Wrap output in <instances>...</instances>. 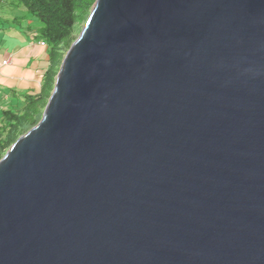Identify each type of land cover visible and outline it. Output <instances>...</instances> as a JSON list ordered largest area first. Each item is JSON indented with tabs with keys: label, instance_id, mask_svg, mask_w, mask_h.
<instances>
[{
	"label": "water",
	"instance_id": "95a60500",
	"mask_svg": "<svg viewBox=\"0 0 264 264\" xmlns=\"http://www.w3.org/2000/svg\"><path fill=\"white\" fill-rule=\"evenodd\" d=\"M0 264H264V0H95L0 157Z\"/></svg>",
	"mask_w": 264,
	"mask_h": 264
},
{
	"label": "trees",
	"instance_id": "16d2710c",
	"mask_svg": "<svg viewBox=\"0 0 264 264\" xmlns=\"http://www.w3.org/2000/svg\"><path fill=\"white\" fill-rule=\"evenodd\" d=\"M94 1L5 0L12 7L22 6L27 14L35 17L36 25L31 28L33 37L43 40L48 46V60L41 72L39 90L23 92L20 107H7L0 111V157L20 134L40 119L64 52L75 39L74 26L87 18ZM12 20L17 21L16 16L10 22Z\"/></svg>",
	"mask_w": 264,
	"mask_h": 264
},
{
	"label": "crops",
	"instance_id": "0c3cea01",
	"mask_svg": "<svg viewBox=\"0 0 264 264\" xmlns=\"http://www.w3.org/2000/svg\"><path fill=\"white\" fill-rule=\"evenodd\" d=\"M29 29V32H23L21 29L0 28V61L9 60L0 67V111L7 107H20L23 102L18 97L23 92L39 90L41 72L48 60V48L39 45L38 39L33 37V30Z\"/></svg>",
	"mask_w": 264,
	"mask_h": 264
},
{
	"label": "rangeland",
	"instance_id": "374dc122",
	"mask_svg": "<svg viewBox=\"0 0 264 264\" xmlns=\"http://www.w3.org/2000/svg\"><path fill=\"white\" fill-rule=\"evenodd\" d=\"M11 7V8H10ZM13 16H16V20L20 23H18L15 20L12 19ZM85 21V20H84ZM83 22H76L74 26V36L76 37L81 30ZM36 25V19L35 17L31 16L30 14H27L25 10L21 7H16L9 4H6L5 0L0 1V28H4L5 30H18L21 29L23 32H29V27L33 28ZM39 44V43H38ZM41 45V44H39ZM46 45H44L45 47ZM48 47V46H46ZM65 53V52H64ZM46 55H48V50L46 51ZM51 92V91H50ZM12 98V96H10ZM18 97V95L16 96ZM14 97V99H16ZM22 99V97H18ZM13 99V98H12ZM43 110V109H42Z\"/></svg>",
	"mask_w": 264,
	"mask_h": 264
},
{
	"label": "built area",
	"instance_id": "2783aa9c",
	"mask_svg": "<svg viewBox=\"0 0 264 264\" xmlns=\"http://www.w3.org/2000/svg\"><path fill=\"white\" fill-rule=\"evenodd\" d=\"M40 43L43 44V41H41ZM8 62H9L8 59H3V60L1 61V63H0V66L5 65V64H7Z\"/></svg>",
	"mask_w": 264,
	"mask_h": 264
},
{
	"label": "clouds",
	"instance_id": "9594fccd",
	"mask_svg": "<svg viewBox=\"0 0 264 264\" xmlns=\"http://www.w3.org/2000/svg\"><path fill=\"white\" fill-rule=\"evenodd\" d=\"M84 22H85V21H84ZM41 41H43V40H38L39 44H41V43H40ZM41 45H45V42L43 41V44H41ZM5 59H7V58H5ZM2 60H3V59H2ZM2 60H1V61H2ZM1 61H0V63H1ZM0 67H1V66H0Z\"/></svg>",
	"mask_w": 264,
	"mask_h": 264
}]
</instances>
